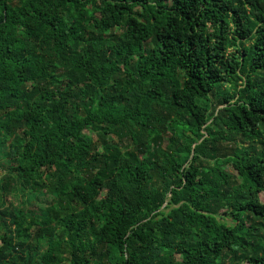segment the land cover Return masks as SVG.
I'll return each instance as SVG.
<instances>
[{"label": "trees", "instance_id": "trees-1", "mask_svg": "<svg viewBox=\"0 0 264 264\" xmlns=\"http://www.w3.org/2000/svg\"><path fill=\"white\" fill-rule=\"evenodd\" d=\"M262 192L264 0H0V264H264Z\"/></svg>", "mask_w": 264, "mask_h": 264}, {"label": "rangeland", "instance_id": "rangeland-1", "mask_svg": "<svg viewBox=\"0 0 264 264\" xmlns=\"http://www.w3.org/2000/svg\"><path fill=\"white\" fill-rule=\"evenodd\" d=\"M86 133H89V134L93 135L94 137L96 136L95 133H93V132H91L89 130H86ZM261 198L264 201V192L261 193ZM9 200L12 201L13 199L12 198H9Z\"/></svg>", "mask_w": 264, "mask_h": 264}]
</instances>
